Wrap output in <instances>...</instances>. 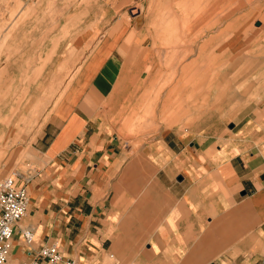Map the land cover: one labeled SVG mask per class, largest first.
I'll use <instances>...</instances> for the list:
<instances>
[{
    "label": "crops",
    "instance_id": "1",
    "mask_svg": "<svg viewBox=\"0 0 264 264\" xmlns=\"http://www.w3.org/2000/svg\"><path fill=\"white\" fill-rule=\"evenodd\" d=\"M132 27L115 16L99 30L33 134L8 148L0 178L16 173L28 193L9 264L51 242L74 264H262L264 105L132 144L145 47Z\"/></svg>",
    "mask_w": 264,
    "mask_h": 264
},
{
    "label": "rangeland",
    "instance_id": "2",
    "mask_svg": "<svg viewBox=\"0 0 264 264\" xmlns=\"http://www.w3.org/2000/svg\"><path fill=\"white\" fill-rule=\"evenodd\" d=\"M107 1L0 0V168L115 16L130 19L145 45L130 87L141 110L131 119L132 135L141 134L132 144L162 127H202L262 109L264 0Z\"/></svg>",
    "mask_w": 264,
    "mask_h": 264
},
{
    "label": "built area",
    "instance_id": "3",
    "mask_svg": "<svg viewBox=\"0 0 264 264\" xmlns=\"http://www.w3.org/2000/svg\"><path fill=\"white\" fill-rule=\"evenodd\" d=\"M16 173L0 178V264H9V250L14 226L21 220L28 207V193L25 185L16 182ZM26 244L33 242L30 229L22 231ZM28 257L19 264H74L64 260L56 242L44 243L36 251H27ZM264 264V259L262 260Z\"/></svg>",
    "mask_w": 264,
    "mask_h": 264
}]
</instances>
